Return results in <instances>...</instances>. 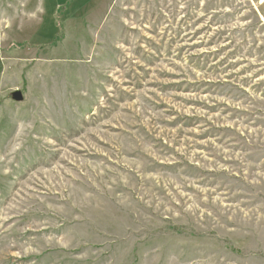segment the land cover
I'll return each mask as SVG.
<instances>
[{
    "label": "rangeland",
    "instance_id": "374dc122",
    "mask_svg": "<svg viewBox=\"0 0 264 264\" xmlns=\"http://www.w3.org/2000/svg\"><path fill=\"white\" fill-rule=\"evenodd\" d=\"M0 264H264V0H0Z\"/></svg>",
    "mask_w": 264,
    "mask_h": 264
},
{
    "label": "water",
    "instance_id": "95a60500",
    "mask_svg": "<svg viewBox=\"0 0 264 264\" xmlns=\"http://www.w3.org/2000/svg\"><path fill=\"white\" fill-rule=\"evenodd\" d=\"M12 98L16 101V102H23L24 101V94L22 91L17 90L15 92L12 93Z\"/></svg>",
    "mask_w": 264,
    "mask_h": 264
},
{
    "label": "crops",
    "instance_id": "0c3cea01",
    "mask_svg": "<svg viewBox=\"0 0 264 264\" xmlns=\"http://www.w3.org/2000/svg\"><path fill=\"white\" fill-rule=\"evenodd\" d=\"M37 16V15H36Z\"/></svg>",
    "mask_w": 264,
    "mask_h": 264
}]
</instances>
